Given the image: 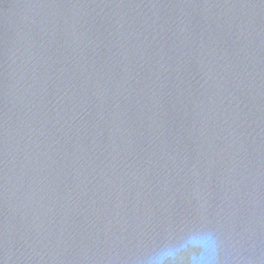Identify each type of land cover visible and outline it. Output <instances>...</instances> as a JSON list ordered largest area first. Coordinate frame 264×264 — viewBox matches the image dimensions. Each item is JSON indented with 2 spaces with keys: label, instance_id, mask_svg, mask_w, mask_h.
Returning <instances> with one entry per match:
<instances>
[{
  "label": "water",
  "instance_id": "obj_1",
  "mask_svg": "<svg viewBox=\"0 0 264 264\" xmlns=\"http://www.w3.org/2000/svg\"><path fill=\"white\" fill-rule=\"evenodd\" d=\"M193 228L264 264V0H0V264Z\"/></svg>",
  "mask_w": 264,
  "mask_h": 264
},
{
  "label": "clouds",
  "instance_id": "obj_2",
  "mask_svg": "<svg viewBox=\"0 0 264 264\" xmlns=\"http://www.w3.org/2000/svg\"><path fill=\"white\" fill-rule=\"evenodd\" d=\"M218 252L215 232L193 228L148 254L142 264H218Z\"/></svg>",
  "mask_w": 264,
  "mask_h": 264
}]
</instances>
